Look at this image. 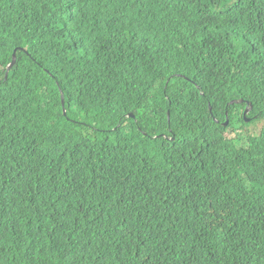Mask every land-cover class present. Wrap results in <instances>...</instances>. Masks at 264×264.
Returning a JSON list of instances; mask_svg holds the SVG:
<instances>
[{"label": "trees", "instance_id": "obj_1", "mask_svg": "<svg viewBox=\"0 0 264 264\" xmlns=\"http://www.w3.org/2000/svg\"><path fill=\"white\" fill-rule=\"evenodd\" d=\"M0 264H264V0H0Z\"/></svg>", "mask_w": 264, "mask_h": 264}, {"label": "water", "instance_id": "obj_2", "mask_svg": "<svg viewBox=\"0 0 264 264\" xmlns=\"http://www.w3.org/2000/svg\"><path fill=\"white\" fill-rule=\"evenodd\" d=\"M15 63H16V53L14 54V59H13L12 63L7 67V76H8V74H9L10 70L14 67ZM61 102H62L63 113H65L66 111H65V108H64V99H63V98L61 99ZM242 102H243L242 100H240V101H238V100H233V101H231L230 105H239V104H241ZM209 110H210V112H211V108H209ZM251 110H252V103L247 102V107H246L245 110H244V119L246 120V122H250V119L247 118V114H249V113L251 112ZM228 122H229V120H228V114H227V112H226V121H225V125H227Z\"/></svg>", "mask_w": 264, "mask_h": 264}, {"label": "clouds", "instance_id": "obj_3", "mask_svg": "<svg viewBox=\"0 0 264 264\" xmlns=\"http://www.w3.org/2000/svg\"><path fill=\"white\" fill-rule=\"evenodd\" d=\"M62 98H63V96L61 95V99H62ZM63 99H64V98H63ZM238 101H240V100H238ZM61 103H62V102H61ZM230 103H231V102H230ZM250 103H251V102H250ZM241 104H242V103H241ZM246 107H247V102H246ZM246 107H245V108H246ZM62 110H63V109H62ZM244 110H245V109H244ZM244 110H243V116H244ZM65 111H66V110H65ZM250 113H251V112H250ZM250 113H249V114H250ZM249 114H247V115H249ZM228 120H229V119H228ZM228 123H229V122H228ZM224 125H225V123H224Z\"/></svg>", "mask_w": 264, "mask_h": 264}]
</instances>
